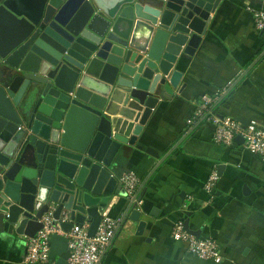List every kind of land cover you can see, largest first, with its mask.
Returning a JSON list of instances; mask_svg holds the SVG:
<instances>
[{"label":"water","instance_id":"water-1","mask_svg":"<svg viewBox=\"0 0 264 264\" xmlns=\"http://www.w3.org/2000/svg\"><path fill=\"white\" fill-rule=\"evenodd\" d=\"M223 0H0V235L33 239L42 217L93 237L179 56L192 55ZM121 107L134 125L116 124ZM80 128V129H79ZM244 143V139L240 136ZM235 139V140H236ZM190 213L187 215L189 216ZM130 201L120 227L146 229ZM190 231L189 220L185 222ZM47 264H70L50 238Z\"/></svg>","mask_w":264,"mask_h":264},{"label":"crops","instance_id":"crops-1","mask_svg":"<svg viewBox=\"0 0 264 264\" xmlns=\"http://www.w3.org/2000/svg\"><path fill=\"white\" fill-rule=\"evenodd\" d=\"M252 9L264 5L223 0L194 53L182 52L173 67L167 80L173 94L160 90L136 143L117 157L114 176L134 173L142 182L147 225L141 235L136 223L120 227L130 200L114 195L102 214L118 221V229L100 264H214L189 255L186 244L172 239L178 220H189L190 231L218 242L221 264H264V163L239 138L224 147L212 141L211 125H187L203 96L215 97L232 83L220 95L218 101L226 99L216 114L264 126V31L256 28ZM125 111L121 107L112 118L132 127L135 117ZM213 171L220 180L208 203L203 188ZM118 187L123 190L119 182ZM28 242L0 235V264H25Z\"/></svg>","mask_w":264,"mask_h":264},{"label":"built area","instance_id":"built-area-1","mask_svg":"<svg viewBox=\"0 0 264 264\" xmlns=\"http://www.w3.org/2000/svg\"><path fill=\"white\" fill-rule=\"evenodd\" d=\"M264 5V0H260ZM252 15L259 31H264V10L252 9ZM228 84L215 97L203 96L194 115L187 121L189 128L196 125H211L212 141L224 147H231L235 143L236 137L244 139V148L249 153L259 157L264 163V126H259L256 121H251L242 125L239 121L231 117L220 118L213 110L220 95H223L231 87ZM119 184L126 192L137 210L141 211L143 201L139 198L141 180L134 173H126L117 178ZM220 176L217 171H213L207 179L203 191L207 196L208 203L213 202ZM103 220L93 237H89V224L74 226L70 231H65L63 223L69 220L67 215H62L60 220H55L53 211L46 213L41 223L43 228L36 237L29 239L27 254L24 258L25 264H47L50 255V238L54 235L64 237L68 240L70 250V264H100L102 257L111 245L118 229V221L102 214ZM171 237L174 241L184 243L187 246L189 255L214 264H221L224 261L222 250L218 242L210 236H196L188 232L182 220L175 221L172 228Z\"/></svg>","mask_w":264,"mask_h":264},{"label":"trees","instance_id":"trees-1","mask_svg":"<svg viewBox=\"0 0 264 264\" xmlns=\"http://www.w3.org/2000/svg\"><path fill=\"white\" fill-rule=\"evenodd\" d=\"M225 99H226V97L223 98L221 101H218L217 103H214L213 110H214L215 113H217L218 108L224 103Z\"/></svg>","mask_w":264,"mask_h":264}]
</instances>
